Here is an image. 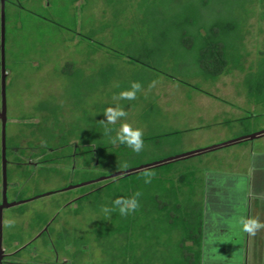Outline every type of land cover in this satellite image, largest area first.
<instances>
[{
	"label": "rangeland",
	"instance_id": "obj_1",
	"mask_svg": "<svg viewBox=\"0 0 264 264\" xmlns=\"http://www.w3.org/2000/svg\"><path fill=\"white\" fill-rule=\"evenodd\" d=\"M20 2L25 7L18 8L15 14L21 24L17 41L10 37L17 29L16 20L8 22L12 109L17 114L37 116V119L41 117L45 121L46 126L32 125L31 134L28 132L31 140L47 142L60 120L62 129L75 128L79 135H86V138H98L99 128H102L101 131H113L109 133L115 136V131L107 124L121 121L123 123L118 132L129 131L128 140L135 141L127 145V151H122L118 157L113 155L115 150L109 148L105 165H93L90 171L124 170L133 167L131 164L139 159L151 158L167 147H175L183 153L228 139L247 128L264 127V103L256 101L252 93L255 86L250 84L251 76L245 77L244 72L235 70L216 80L206 79L195 72H188L187 75L177 73V77L185 81L181 82L163 72L156 75L141 63H129L126 56L115 55L106 48L96 50L97 42L103 41L113 50L134 53V49L142 44L141 33L155 26L156 16L152 15L150 2ZM252 21L246 68L257 58V45L264 44V21L260 32L258 21ZM131 28L134 29L132 33ZM152 36L149 34V37ZM117 37H122L125 42L119 45ZM138 55L143 57L145 52L139 49ZM152 76L155 77L150 79ZM104 109L107 111L104 112ZM101 113L104 115L101 116ZM51 124H54L53 128ZM21 127L24 129L27 125L22 123ZM172 128L182 131L178 141L172 138L174 145L170 146L164 140V144L156 148L153 140H145L141 144L137 141L142 134L153 135L161 129L168 131ZM251 150L264 153V137L250 141L249 145H233L195 156L190 163L199 167L198 174L203 177L208 170L219 168L250 172L246 169L253 161L249 155ZM224 157L226 162L222 163ZM235 157H238L236 162L240 166L233 162ZM231 159L232 162H229ZM80 160L76 159L78 166L75 174L64 163L39 169L37 179H34L37 182L28 187L26 195L40 196L34 197L25 206L26 214H13L10 226L13 230L26 227L29 230L11 231L15 237L18 233L21 235L14 238L18 240L17 247L13 244L12 248L20 249L21 244L31 238L32 242L17 253L15 261L7 264H104L107 261L108 257L95 242V227L105 211L97 210L98 201L93 198L81 204L77 200L79 187L65 189L84 182L81 180L86 170H78ZM114 165L117 169L112 168ZM260 171H256L254 176H263L264 171L262 174ZM68 180L80 182L72 184ZM68 197L72 199L68 200ZM39 220L42 223L48 220L53 229L60 231L39 234L40 231H35L41 226ZM82 238L86 252L77 254L83 245L80 242Z\"/></svg>",
	"mask_w": 264,
	"mask_h": 264
},
{
	"label": "trees",
	"instance_id": "obj_2",
	"mask_svg": "<svg viewBox=\"0 0 264 264\" xmlns=\"http://www.w3.org/2000/svg\"><path fill=\"white\" fill-rule=\"evenodd\" d=\"M143 1L152 4L150 7L152 15L156 16L155 26L141 33L142 44L134 49L136 51L124 54L113 50L103 41L97 42V51L106 48L115 55L126 56L129 63H141L156 75L163 72L181 82L185 81L177 77V73L187 75L188 72H195L206 79L216 80L238 70L244 72L247 78L251 76L250 84L255 86L252 93L257 102L264 103V89H260L264 88V44L257 45V58L248 68L245 67L252 19L258 21L259 32L262 31L264 0ZM17 21L20 22H15L17 29L12 32L15 41L19 37L18 27L21 26ZM149 34L153 36L149 37ZM122 42H125L123 38L117 37L116 43L120 45ZM139 49L145 52L143 57L138 55ZM145 82L148 84V80ZM122 123L113 121L107 124L115 131V136L109 133L113 131H101L102 128H99L98 138H86V135H79L75 128L62 129L59 120L56 130L53 129L55 133L51 131V139L38 144L45 153L44 158L48 159L45 166L68 164L75 174L78 166L76 159L80 158L78 170H86L81 180L84 182L113 173L114 170L93 172L89 169L93 165H105L109 148L115 150L116 154L113 155L118 157L122 151H127V145L135 142L128 140L129 131L118 132ZM39 124L46 126L45 123ZM51 125L53 128L54 124ZM97 126L100 124L97 123ZM256 129L247 128L239 134ZM181 134L182 131L178 129H161L153 135L142 134L137 141L141 144L145 140H153L156 148H160L164 140L170 146L174 145L172 138L178 141ZM179 152L175 147H167L159 154L139 159L131 166ZM191 158L76 186L80 191L77 200L81 204L93 198L98 201L97 210L105 211L95 227V242L108 257L104 264H202L204 177L198 174L199 167L190 163ZM112 168L117 169L115 165ZM68 181L72 184L80 182ZM83 240H80L81 244L85 242ZM83 246H80L77 254L86 252Z\"/></svg>",
	"mask_w": 264,
	"mask_h": 264
},
{
	"label": "crops",
	"instance_id": "obj_3",
	"mask_svg": "<svg viewBox=\"0 0 264 264\" xmlns=\"http://www.w3.org/2000/svg\"><path fill=\"white\" fill-rule=\"evenodd\" d=\"M263 130L264 127L260 126L253 132L237 133L228 139L198 147L193 150L226 143L186 158L233 145H249L250 141L264 137V133L250 135ZM258 152L250 151L253 161L246 169L250 172L219 168L208 170L204 176L202 264H264V175L260 178L254 176L256 171L261 170V174L264 171V153ZM225 158L222 163L226 162ZM235 159L233 162L239 165L236 162L238 157ZM3 221H7V217L5 220L1 209V227ZM4 223L5 227H9V224ZM3 232V239L13 247L9 242L10 231H0V241Z\"/></svg>",
	"mask_w": 264,
	"mask_h": 264
},
{
	"label": "flooded vegetation",
	"instance_id": "obj_4",
	"mask_svg": "<svg viewBox=\"0 0 264 264\" xmlns=\"http://www.w3.org/2000/svg\"><path fill=\"white\" fill-rule=\"evenodd\" d=\"M21 0H0V212L1 209L5 214L3 226H0V231H10L9 242L14 244L17 239L11 231H29L28 227L23 229L13 230L12 227L13 214H26L29 201L40 194L33 196L26 195L28 187L36 184L38 172L43 168L48 159L44 158L45 153L41 151L38 144L43 142L37 139L31 140L33 124L45 123V121L37 116H25L24 114H17L13 111L12 89L13 79L10 77V45L8 35V22H14L16 19V11L18 8H24L20 2ZM11 6V7H10ZM4 7V36L2 35V8ZM10 7V9H9ZM11 15V18L9 16ZM16 22V21H15ZM19 24V22L17 21ZM16 26V25H15ZM11 38L13 36H10ZM10 38V39H11ZM24 123L27 128H22ZM35 126V125H34ZM73 168L75 164L72 165ZM24 208V209H23ZM12 209V210H11ZM15 214V215H16ZM40 225L35 231H40L39 234L48 231H60L56 228L50 227L51 222L48 220L43 224L41 220ZM9 227H5V223ZM31 221H29V224ZM1 225V222H0ZM34 230V229H33ZM31 230V231H33ZM38 233V232H37ZM17 235V234H16ZM4 232L2 233V240L0 241V264H7L15 261V256L23 247L25 248L32 242V238L23 242L20 249L12 248L8 245V241H4Z\"/></svg>",
	"mask_w": 264,
	"mask_h": 264
},
{
	"label": "water",
	"instance_id": "obj_5",
	"mask_svg": "<svg viewBox=\"0 0 264 264\" xmlns=\"http://www.w3.org/2000/svg\"><path fill=\"white\" fill-rule=\"evenodd\" d=\"M2 33H3L2 35L4 36V7L2 8ZM263 133H264V130L260 131L258 133H253V135H250V136H255V135L263 134ZM224 144H226V143H219V144L211 146V147L201 148V149L192 150V151H188V152H183V153H179V154H176V155L165 157L163 159H159V160H156V161H153V162L143 163V164H140L138 166L127 168V169H124V170H117V171H114L113 173H111L109 175H105V176H102V177H99V178H96V179H93V180H89V181H86V182H82V183H79V184H76V185H70V186L66 187L65 189L76 187V186H80V185H84V184H87V183H90V182H93V181H97V180H101V179L115 177L117 175L130 174V173H133V172H136V171H139V170L151 168V167H154V166H157V165H161V164H164V163H167V162L175 161V160H178V159H183V158H186V157L191 156L193 154L200 153V152H202L204 150H207L209 148L211 149V148L219 147V146H222Z\"/></svg>",
	"mask_w": 264,
	"mask_h": 264
}]
</instances>
